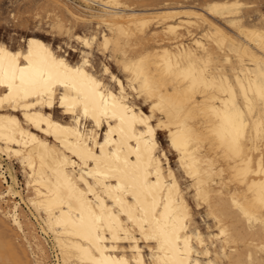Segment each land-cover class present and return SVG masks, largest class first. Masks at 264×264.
<instances>
[{"label":"bare ground","instance_id":"bare-ground-1","mask_svg":"<svg viewBox=\"0 0 264 264\" xmlns=\"http://www.w3.org/2000/svg\"><path fill=\"white\" fill-rule=\"evenodd\" d=\"M79 1L98 25L89 35H72L85 48L77 61L36 34L22 39L25 43L18 47L0 39L5 67L10 55L23 57L30 47L34 58L51 54L64 61L57 69L61 83L39 94L15 89L9 94L6 85H0V177L6 183L0 198H18L6 210L0 206V212L23 235L35 264L43 263L37 252L45 255L46 250L33 236V251L22 204L45 235L54 253L53 264H177L181 260L183 264H264V206L245 196L246 184L264 177L242 174L249 167L247 149L231 162L204 152L186 154L172 146L173 138H179L177 125L183 123L174 106L165 103L166 111L152 109L167 92V77L155 73L178 63H195L206 70L210 86L203 91L209 99L225 94L232 99L233 91L239 93L241 103L245 91L252 99L264 80V25L244 23L245 4L240 0H214L201 10L167 1L159 9L137 8L126 0ZM208 16L221 18L234 32ZM154 24H160V30L151 29ZM57 25L61 28L62 22ZM67 33L71 34L69 28ZM147 37L154 41L153 48L129 53ZM95 44L104 56L110 53L125 80L113 72L110 59L102 62L101 73L96 71L87 52ZM145 80L152 89L150 96ZM148 117L152 119L147 125L140 123ZM260 120V106L254 103L245 119L254 148L259 146L255 136ZM162 121L169 127H156ZM148 126L154 129L151 136ZM163 132L195 200L206 206L205 214L216 231L205 234L195 225L186 192L158 141ZM252 155L258 165L259 156ZM11 158L25 173L31 189L27 197L4 163ZM153 208L164 214L158 217L159 226L144 214ZM215 242L220 247L212 249ZM6 246L10 251L11 243ZM8 251L0 257L4 262L10 260Z\"/></svg>","mask_w":264,"mask_h":264},{"label":"snow or ice","instance_id":"snow-or-ice-1","mask_svg":"<svg viewBox=\"0 0 264 264\" xmlns=\"http://www.w3.org/2000/svg\"><path fill=\"white\" fill-rule=\"evenodd\" d=\"M63 65V60H57L51 54L34 58L31 47L28 55L23 57L19 53L10 55L6 67L3 56H0V85H6L5 90L9 94L12 89L17 92L23 91L26 95L39 94L40 90L46 91L55 84L61 83V74L57 69ZM205 71L195 63L188 65L178 63L174 66L169 64L162 73H155L156 76L167 77L164 80L167 92L161 93L160 103L152 104L153 111H166L164 104L171 103L176 110V118L183 121L182 126L177 125L179 138H173L172 146L183 148L186 154L191 152L214 154V159L221 162H231L233 158L244 155L247 149L246 162L249 167L242 169V174L246 177L250 174L264 177V80L254 90L252 99L245 91L243 103L239 101V93L235 91L231 93L232 99H229L227 94L219 98L213 95L209 99L208 93L203 91L210 86L204 75ZM111 79L115 81L117 77L113 75ZM145 87L148 88L150 96L152 89L148 87L147 80H145ZM254 103H258L261 110V120L255 136V140L259 141V146L255 148L252 147V141L248 140L246 129L249 125L245 124L248 113L253 111ZM85 112L87 113V107ZM185 112L188 114L183 115ZM168 114L172 116L171 112ZM148 119L152 118H143L140 123L147 125ZM156 127H169V125L162 121ZM147 133L149 136L153 135L154 129L148 126ZM253 153L259 156L258 165L253 158ZM158 178L159 173H157V182ZM130 195L132 199H135L134 193ZM245 196H250L254 202L264 206V178L258 182L253 179L252 183L246 184ZM165 209L167 210V205ZM144 214L145 216L150 214L157 226L160 224L158 217L164 215L155 211V208L151 212L144 210ZM128 218L131 219V214ZM141 231H144L143 226H141ZM155 238L154 236L148 237V239ZM177 264H183V261H177Z\"/></svg>","mask_w":264,"mask_h":264},{"label":"rangeland","instance_id":"rangeland-1","mask_svg":"<svg viewBox=\"0 0 264 264\" xmlns=\"http://www.w3.org/2000/svg\"><path fill=\"white\" fill-rule=\"evenodd\" d=\"M126 1L128 4L137 8L159 9L162 8L163 3L167 1L171 6L192 7L201 10L206 4L214 0ZM240 1L245 4L243 9L245 16L244 23L247 25H264V0ZM67 8L70 9L75 16L70 15L66 11ZM208 17L217 24L225 27L230 33L234 32V30L221 18L211 16ZM59 20L62 22L61 28H59L57 25ZM97 25L98 24L95 22V19L91 18L88 12L83 9V3L79 0H0V39L15 47L25 43L22 41V39H26L28 36L36 34L51 43L54 48L58 49L61 47L63 51H67L70 54L69 58L71 60L77 61L80 59L81 51L85 48L82 47L81 43L77 42L72 35L76 33L89 35L97 29ZM67 28L71 30L70 35L67 33ZM151 29L160 30V24L152 25ZM193 30L199 32L198 29ZM160 38H162L161 35L157 37V40ZM149 39L150 37H147L146 42H144L142 45H138V47L129 49V53H133L134 51L141 48H150V46L153 48V45H155L154 41L152 39L149 41ZM72 48H76V51L72 50ZM87 52H90L89 57L96 71L101 73L102 62H107L110 59V53L107 54L108 57L104 56L101 54V49H99L96 44L93 49H88ZM110 65L113 72L125 80L124 73L121 71L114 58L110 59ZM140 105L144 106V109L148 111V107H145L142 101H140ZM58 115L62 116L61 109H59ZM158 141L161 148H165L168 152L170 163L178 174L179 180L186 192V197L192 206L195 225H197L199 229L205 234H208L209 231H216L214 221L210 216H208V214H205L207 213L206 206L204 204L198 205V202L193 196V190L190 187V181L180 171L177 163V155L175 151L171 150L169 147L167 134L165 132L159 133ZM5 160V165L9 166L11 171L16 174L18 178V189H20L23 195L27 197L31 193V189L27 186V179L24 171L16 159L11 158ZM7 174L9 173L7 172ZM5 190L6 183H4L0 177V196L5 192ZM15 200H18V198L14 199L11 196H7L4 199L0 198V206L6 210L11 205H13ZM21 213L26 225L27 238L34 247L33 251L36 250L33 239V236H35L37 240L42 243L46 250L45 255H41L36 251L42 259V264H53L55 262L54 253L47 244L45 235L41 232L37 221L34 219V217H31L29 209L25 204H22ZM6 243H11L12 248L10 251L7 250ZM211 244L212 243H210V245ZM215 245L217 248L220 247V244L215 242L213 245H211V248L213 249ZM7 251L9 252L8 254H10V260L4 262L2 261V258H0V264H35V258L33 257L32 249L28 246V243L23 235L16 231L13 226H11L9 220L5 218L0 212V257H2ZM223 264L228 263L224 261Z\"/></svg>","mask_w":264,"mask_h":264}]
</instances>
